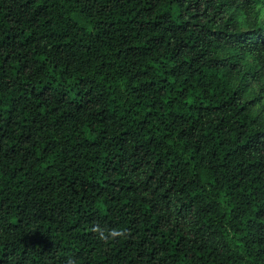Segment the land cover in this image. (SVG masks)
<instances>
[{
  "label": "trees",
  "instance_id": "trees-1",
  "mask_svg": "<svg viewBox=\"0 0 264 264\" xmlns=\"http://www.w3.org/2000/svg\"><path fill=\"white\" fill-rule=\"evenodd\" d=\"M263 13L0 0V264H264Z\"/></svg>",
  "mask_w": 264,
  "mask_h": 264
},
{
  "label": "clouds",
  "instance_id": "clouds-1",
  "mask_svg": "<svg viewBox=\"0 0 264 264\" xmlns=\"http://www.w3.org/2000/svg\"><path fill=\"white\" fill-rule=\"evenodd\" d=\"M96 239L101 243H107L124 236V230L121 228L107 227L106 225H96L92 229ZM71 264V262H70Z\"/></svg>",
  "mask_w": 264,
  "mask_h": 264
},
{
  "label": "rangeland",
  "instance_id": "rangeland-1",
  "mask_svg": "<svg viewBox=\"0 0 264 264\" xmlns=\"http://www.w3.org/2000/svg\"><path fill=\"white\" fill-rule=\"evenodd\" d=\"M264 14V13H263Z\"/></svg>",
  "mask_w": 264,
  "mask_h": 264
}]
</instances>
